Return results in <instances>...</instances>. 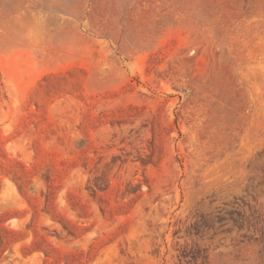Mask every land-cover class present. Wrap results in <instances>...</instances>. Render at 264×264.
Returning <instances> with one entry per match:
<instances>
[{"label":"rangeland","instance_id":"rangeland-1","mask_svg":"<svg viewBox=\"0 0 264 264\" xmlns=\"http://www.w3.org/2000/svg\"><path fill=\"white\" fill-rule=\"evenodd\" d=\"M0 264H264V0H0Z\"/></svg>","mask_w":264,"mask_h":264}]
</instances>
